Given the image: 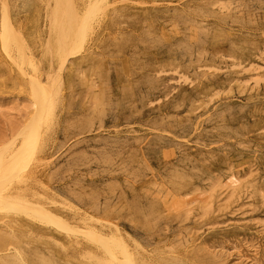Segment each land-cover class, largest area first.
Listing matches in <instances>:
<instances>
[{"label":"rangeland","instance_id":"374dc122","mask_svg":"<svg viewBox=\"0 0 264 264\" xmlns=\"http://www.w3.org/2000/svg\"><path fill=\"white\" fill-rule=\"evenodd\" d=\"M70 1L0 0V160L70 227L2 207L0 264H264V0Z\"/></svg>","mask_w":264,"mask_h":264},{"label":"bare ground","instance_id":"6f19581e","mask_svg":"<svg viewBox=\"0 0 264 264\" xmlns=\"http://www.w3.org/2000/svg\"><path fill=\"white\" fill-rule=\"evenodd\" d=\"M73 3H71V1L70 0H58V13H61L60 15H63V16H61V18H59V16L56 14V16H58V22H55V23H57L56 24V26H58V28H59V30L61 31V33L63 34L64 33V31L65 30H74L73 32L75 33V31L77 30H75V25H73V24H75V23H80L81 24V28L82 29H85L86 28V26L88 25V22H87V19L84 17V18H81L80 20H79V22H75V18H73V16H74V12L73 11H75L76 9H75V7L73 6V5H76V4H73ZM74 7V8H73ZM75 9V10H74ZM76 14H78L77 12H75ZM81 16V15H80ZM79 17V16H78ZM57 18V17H56ZM78 19V18H77ZM76 19V20H77ZM54 21H56V19L54 20ZM75 22V23H74ZM77 25V24H76ZM72 26H74V29H71V27ZM55 27V26H54ZM57 28V29H58ZM77 28V27H76ZM79 28V27H78ZM88 29V28H87ZM77 31H79V30H77ZM77 31H76V33H77ZM85 31V30H84ZM65 32H67V31H65ZM73 32H72V34L71 35H73ZM83 32V31H82ZM67 33H70V32H67ZM84 34H86V32L84 33ZM56 35V34H55ZM64 35H66V33H64ZM63 35V36H64ZM68 35V34H67ZM83 35V34H82ZM59 36V34L57 35V37ZM61 37H62V35H60ZM69 36V35H68ZM67 36V40H69V37ZM56 37V38H57ZM65 37V36H64ZM73 37H75V36H73ZM59 38L60 37H58V40H59ZM80 38V37H79ZM60 40H61V38H60ZM78 40V39H77ZM73 40H71V42H72ZM79 41H81L80 39L78 40V42ZM70 42V40H69V44L71 43ZM78 42H77V44H78ZM56 44H57V41H56ZM61 44V42L59 41V45ZM68 44V45H69ZM71 44H73V43H71ZM58 45V46H59ZM62 45V44H61ZM64 45H65V43H64ZM63 45V46H64ZM79 45V44H78ZM82 45V44H81ZM80 45V46H81ZM71 46V45H70ZM80 46H78V47H80ZM61 47V46H60ZM65 47V46H64ZM82 47V46H81ZM62 48V47H61ZM67 48V47H66ZM70 48V47H69ZM68 48V49H69ZM75 48V47H74ZM71 49V48H70ZM69 49V50H70ZM77 49V48H76ZM67 50V49H66ZM68 50V51H69ZM75 51V53H76V50H74ZM73 51V52H74ZM78 51V50H77ZM70 52V51H69ZM70 54V53H69ZM61 55H63V57H64V55H66V54H61ZM65 58V57H64ZM112 61V60H111ZM33 88H35L36 89V86L34 87L33 86ZM37 92V91H36ZM39 97H41V96H39ZM42 103V102H41ZM42 104H44V102L42 103ZM45 105V104H44ZM43 105V106H44ZM45 111V110H44ZM42 112V111H41ZM45 116H47V115H45ZM23 147V146H22ZM31 148V147H30ZM29 148V149H30ZM28 149V150H29ZM26 150H27V148H26ZM31 151V150H30ZM27 152H29V151H27ZM18 155L19 154H16V155H14L12 158H11V160H9V161H5L4 160V162H3V160H0V210L2 209V210H4V208H2V207H6V206H9V207H12V209L11 210H13V209H15L16 208V210H17V208H21L22 209V211H27V212H31V213H33L34 215H36L37 217H40V219H45V221L47 220L48 222H50V223H52V224H54L55 225V227L57 228V226H58V228H59V230L60 229H62V228H64V229H70V227H69V224H67V222L66 221H64V220H61V219H59V218H57L56 217V215L55 214H53L52 212H50V211H47L46 209H44L43 207H41V206H38V205H35V204H33V203H31V202H29L27 199H22V198H20L19 197V195L20 194H14V193H16L18 190H20L21 189V186H22V184H23V174L22 175H20L21 173H20V171L21 170H19L20 169V167H19V163L21 164V162H20V160H22V159H20L19 157H18ZM26 155V154H25ZM23 157V156H22ZM26 157V156H25ZM27 158H28V155H27ZM23 163H25V162H27V161H25L26 159L25 158H23ZM35 160V159H34ZM38 161V160H37ZM39 162V161H38ZM24 165V164H23ZM21 166V165H20ZM22 167V166H21ZM12 169L13 170H15L14 171V173H15V175H11L10 173H11V171H12ZM22 169V168H21ZM24 173V172H23ZM16 177V178H15ZM15 178V179H14ZM25 181V180H24ZM4 189H6V190H8V193L7 194H3V190ZM19 192V191H18ZM17 192V193H18ZM24 198V197H23ZM13 206H15V208L13 207ZM7 208V207H6ZM8 209V208H7ZM25 209V210H24ZM6 210V209H5ZM25 213V212H24ZM31 215V214H30ZM14 222H16V221H14ZM18 223V222H17ZM19 224V223H18ZM71 231V230H70ZM73 231V230H72ZM62 233V232H61ZM73 233V232H72ZM22 234V233H21ZM89 234V233H88ZM93 236H95V235H93ZM21 237V236H20ZM87 237H89V236H87ZM97 237V236H96ZM95 237V238H96ZM17 238V237H16ZM91 238V237H90ZM94 238V237H93ZM98 238H99V236H98ZM110 238V237H109ZM19 239H22V238H19ZM92 239V238H91ZM100 239V238H99ZM39 240V239H38ZM107 240V239H106ZM121 240V239H120ZM23 241H24V239H23ZM26 241V240H25ZM99 241V240H98ZM104 241V240H103ZM122 241V240H121ZM32 242V241H31ZM34 242V241H33ZM101 242H102V240H101ZM117 242V241H116ZM1 243H3V238L2 237H0V244ZM29 243V242H28ZM40 243V242H39ZM38 243V244H39ZM34 244H36V243H34ZM42 244V243H41ZM50 244V243H49ZM59 244V243H58ZM107 244V245H106ZM104 243V245L103 246H110V244L109 243ZM112 244V243H111ZM115 244H117V245H120L121 246V248H122V252L123 253H125V254H128L129 252V250H128V248L126 247V245H125V243H123V242H117V243H115ZM33 245V244H32ZM37 245V244H36ZM46 245V244H45ZM98 245H100V244H98ZM114 245V244H113ZM47 246V245H46ZM54 246V245H53ZM120 246H119V248H120ZM128 246V245H127ZM49 247L51 248V246L49 245ZM116 247V246H115ZM39 248V247H38ZM48 248V247H47ZM55 248V247H54ZM60 248H63V247H60ZM49 249V248H48ZM58 249H59V247H58ZM57 249V250H58ZM106 249H109L108 247L106 248ZM62 251H63V249H62ZM46 252V251H45ZM112 252V251H111ZM52 253V252H51ZM57 253V252H56ZM55 254V253H54ZM58 254V253H57ZM63 254V253H62ZM112 254H113V258L114 259H116L115 257H114V252H112ZM18 255V254H17ZM51 256V255H50ZM57 256V255H56ZM59 256V255H58ZM85 257V256H84ZM89 257H90V255H89ZM118 257V256H117ZM178 257V256H177ZM45 258V257H44ZM129 258V257H128ZM180 258V257H179ZM130 259V258H129ZM98 260V259H97ZM131 260V259H130ZM9 261H10V259H9ZM102 261V260H101ZM126 261H128V259L126 260ZM125 261V263L127 264V262ZM20 262V261H19ZM103 262V261H102ZM26 263V262H25ZM97 263V262H96ZM116 263V262H115ZM134 263V262H133ZM22 264V263H21ZM23 264H24V262H23ZM121 264H122V262H121ZM128 264H132V262L130 261V263H128Z\"/></svg>","mask_w":264,"mask_h":264}]
</instances>
